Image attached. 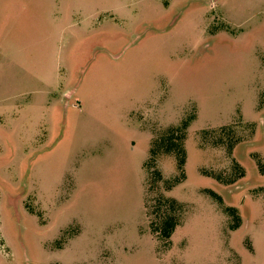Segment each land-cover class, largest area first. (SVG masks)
I'll return each instance as SVG.
<instances>
[{"label":"rangeland","instance_id":"rangeland-1","mask_svg":"<svg viewBox=\"0 0 264 264\" xmlns=\"http://www.w3.org/2000/svg\"><path fill=\"white\" fill-rule=\"evenodd\" d=\"M188 1L0 0V264H264V0Z\"/></svg>","mask_w":264,"mask_h":264},{"label":"trees","instance_id":"trees-1","mask_svg":"<svg viewBox=\"0 0 264 264\" xmlns=\"http://www.w3.org/2000/svg\"><path fill=\"white\" fill-rule=\"evenodd\" d=\"M185 127L171 129L168 134L163 135L159 141L160 148L165 149V153H177V164L178 169L182 171L181 177L175 179L171 182L167 188L166 192L168 193V197L161 196L159 199L160 204H164L168 206L169 210H166L163 214L158 215V220L150 221L148 223L150 236L157 244H162L165 248L170 246V238L176 227L179 225V217L177 213H179V205L178 201L171 197L173 190L180 184L183 180H185V175L183 174L184 164H185V148H184V140H185ZM178 133V136L175 134ZM148 155L155 153L152 149V145L150 146ZM145 166V165H144ZM258 173L264 175V163H258L257 165ZM157 179L160 181V174L157 173ZM242 176V173L241 175ZM146 184V181H145ZM264 191V189H263ZM146 193V191H145ZM210 196H215L213 193ZM143 206L148 222V213H147V205L145 201V196L143 199Z\"/></svg>","mask_w":264,"mask_h":264},{"label":"crops","instance_id":"crops-1","mask_svg":"<svg viewBox=\"0 0 264 264\" xmlns=\"http://www.w3.org/2000/svg\"><path fill=\"white\" fill-rule=\"evenodd\" d=\"M215 3H212V6L214 5ZM19 8H20V11L21 12H25L26 11V9H27V5H26V2L24 1L23 3H22V5L21 6H19ZM27 12V11H26ZM30 17H31V15H29ZM31 20V19H30ZM200 42H199V44L202 42V41H204L205 40V36H203V35H201L200 36ZM198 44V45H199ZM197 45V46H198ZM206 52V50L205 51H203V53H205ZM148 157V152H145V156H144V158L146 159ZM145 162V161H144ZM144 162L141 164V166H140V172L142 173V175H143V177H142V181H141V189L143 188V186L145 185V179H146V176H145V172H144ZM140 175V174H139ZM144 190V189H143ZM143 190H142V192H143Z\"/></svg>","mask_w":264,"mask_h":264},{"label":"flooded vegetation","instance_id":"flooded-vegetation-1","mask_svg":"<svg viewBox=\"0 0 264 264\" xmlns=\"http://www.w3.org/2000/svg\"><path fill=\"white\" fill-rule=\"evenodd\" d=\"M216 1L218 2V1H220V0H216ZM216 1H214V2H216ZM205 6H206V7H207V6H210V7H211V6H212V3H210L209 5H208V4H207V5H203L202 7H205ZM78 42H79V41H78ZM197 47H198V49L200 50V53H199V54L203 53V51H205V50L208 51V49H209V45L207 44V40L205 39L204 41H202V42L199 44V46H197ZM116 56H120V57H121L122 55H121V54H117V55H115V57H116ZM86 69H87V68H82V69H81V72H82V71H85Z\"/></svg>","mask_w":264,"mask_h":264},{"label":"water","instance_id":"water-1","mask_svg":"<svg viewBox=\"0 0 264 264\" xmlns=\"http://www.w3.org/2000/svg\"><path fill=\"white\" fill-rule=\"evenodd\" d=\"M190 2H197V3H199V5H207V4H210V3H212L210 0H209V2H207L206 0H202V2H200V1H198V0H190V1H188V3H190ZM196 4V3H195ZM74 91H75V87L74 88H72L71 90H69L66 94H65V99H66V104L65 105H67V101L70 99V97L72 96V94L74 93Z\"/></svg>","mask_w":264,"mask_h":264}]
</instances>
